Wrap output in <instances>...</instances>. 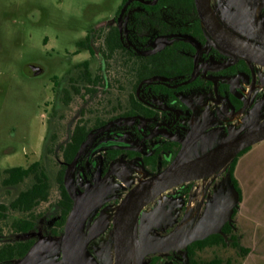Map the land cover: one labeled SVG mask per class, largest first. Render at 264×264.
I'll use <instances>...</instances> for the list:
<instances>
[{"label": "flooded vegetation", "instance_id": "obj_1", "mask_svg": "<svg viewBox=\"0 0 264 264\" xmlns=\"http://www.w3.org/2000/svg\"><path fill=\"white\" fill-rule=\"evenodd\" d=\"M148 7L153 11L148 24H145L143 14ZM207 7L218 26L230 39L264 55V0H209ZM127 14L130 15V22L126 26L124 21ZM137 16L138 21L135 20ZM101 25L103 28L98 27ZM98 26L93 28L91 33L87 32L84 39L76 43V48L82 49L89 56H96L101 63L102 73L104 67H109L105 61H110V58H123L119 69L124 83L121 86L119 83L118 87H125L129 83L131 93L127 94L124 101L122 100L120 114L126 119H139L152 125V131L157 132V136L160 137V144L147 156H141L134 151L122 152L126 165H99L100 172L95 177L93 171L82 172V177L76 178V188L72 192L65 184V168L71 165H65L62 183L69 200L68 209L63 210L59 203L61 200L57 185L59 170L55 178L56 218L49 225L40 227L36 225L33 211H28L25 219L28 224L33 223L32 227L27 225L22 232L10 229L13 236L21 237L20 240L0 242V255L8 246L22 244L26 248L23 257L3 258L0 264H19L32 246L40 241L51 245L48 251L54 250L57 264H65L62 244L64 230L72 213L75 240L77 239L81 245L84 256L87 255L82 258L88 263L73 258L70 250L72 262L115 264L113 220L117 209L131 189L171 164L184 146V140L178 141L174 137L187 139L184 152L200 145L199 139H204L206 134L213 135L212 131L216 129L229 131L230 126H236L237 129L227 133L223 139L229 136L238 137L248 131L244 123L259 113L260 107L264 105V100L257 102L255 100V92L261 88L264 97V67L254 62L250 63L219 45L202 25L196 11L195 0H120L112 20ZM125 26L134 42L139 40V36L152 31L154 36L151 42L154 39L161 40L162 48L157 52L144 54L127 49L122 35ZM112 30L118 31L122 47L119 51L103 49L104 38ZM140 40L143 44L147 39ZM98 41H101V51L94 47V43ZM83 42H88L89 49L80 46ZM77 55L79 54L75 53L73 56ZM129 55L131 61L136 63L137 71L149 61L152 74L136 83V78L129 75L132 73V66L126 64ZM84 63L87 62L79 65L83 69ZM42 72L43 69L36 64L25 67V73L29 77L38 76ZM130 95H134L136 99L135 109L130 103ZM252 107H256L255 110L251 109ZM247 108L251 109V113L248 112L246 115L244 110ZM238 116L243 119L239 123H234ZM261 123L253 129L259 127ZM240 129L242 132H237ZM102 146L110 147L107 152L108 162L121 158V149H113L116 144L110 142ZM116 154L118 155L114 156ZM202 154L204 153L193 152L192 156L185 155L186 161ZM238 156L213 177L205 192L198 198L196 196L193 199L192 194V184L195 182L188 181L186 183L189 185L184 187L181 195L175 194L174 189L177 187H174L146 204L139 211L129 242L123 249L125 262H128L129 243L132 244L135 264H175L176 255L181 253L186 257V264H204L202 256L224 247L226 243L232 246L234 243L237 244V237L233 233L234 218L238 211L237 205L243 201L245 189L243 184L238 182L234 172L232 177L230 167L231 165L236 167L238 158L241 157ZM128 175L131 176L133 184L122 192L124 178ZM28 179L32 178L26 180ZM30 185L31 183L27 188ZM81 194L87 195V198L78 206L76 197ZM218 216L221 218L217 221L216 227L210 228L202 238L187 243L201 225L211 224ZM179 218L187 219L180 227L190 222L193 224L184 235L183 243L176 246V231L180 230V227H176V219ZM101 241L104 243L103 249L98 245ZM55 243L57 246H54ZM94 247L97 248L96 251ZM244 251L240 250L242 256ZM45 252L27 264H41ZM100 254L104 261L98 260Z\"/></svg>", "mask_w": 264, "mask_h": 264}, {"label": "rangeland", "instance_id": "obj_2", "mask_svg": "<svg viewBox=\"0 0 264 264\" xmlns=\"http://www.w3.org/2000/svg\"><path fill=\"white\" fill-rule=\"evenodd\" d=\"M119 2L120 0H0V170L26 168L35 161L40 164L48 177L50 190L48 201L32 212L37 226L45 227L56 218L55 178L62 166V161L57 156L58 147L68 140L73 125L80 118V112L86 111L87 106L94 108V114H88L86 119L100 117L106 125L90 133L76 161L71 166H66L65 184L71 192L76 188V178L82 177V172L93 171L95 177L100 172L99 165H126L122 152L134 151L147 156L160 144V137L157 132L152 131V125L139 119H126L122 117L120 110H113L115 101L122 102L131 93L129 83L125 87H118L119 83L120 86L124 83L119 58L105 61L109 67L103 68V75L108 80L106 69L109 68L108 72L111 74V79L109 77L106 81L110 85L109 90L99 91L87 106L81 104L78 97H74L69 106L62 104L60 91L68 89L71 83H79L76 81L84 70L79 65L86 61L91 76L101 73L98 58L76 48V43L83 40L86 33H91L96 26L112 20ZM124 22L126 26L129 24V14ZM126 26L122 35L127 49L144 54L154 53L162 48L161 40L154 39L151 42L154 36L152 31L139 36L138 41H132ZM141 38L147 40L141 44ZM94 47L101 51V41L95 42ZM74 51L79 55L73 56ZM30 64L39 65L43 72L29 77L25 73V67ZM261 89L255 92L256 102L264 100ZM251 109L244 110L246 115L251 113ZM263 114L264 105L260 107L259 113L244 123L245 128L249 130L259 125ZM242 119L238 116L234 123H239ZM233 129L237 127L230 126V132L213 130V135H204V139H199L200 145L189 148L184 155L208 152L221 143L227 133L234 132ZM237 132H242V129ZM174 139L184 140L186 147L187 139ZM110 142L116 144L114 150L121 149V158L113 162L107 161L110 147L102 146ZM240 161L234 175L243 184L245 193L243 201L237 205L238 211L234 218L233 233L238 240L237 247L226 243L224 247L202 256L204 264H264V141L253 145L240 157ZM222 171L203 179L190 180L195 182L192 184L193 199L205 192L213 177ZM130 177L128 175L124 178L122 192L132 186ZM30 183L31 180L28 179L15 187H0V204L8 205ZM188 185L189 183H185L175 188V194L181 195V191ZM86 198L85 194L77 196V205H82ZM22 217L25 215L12 210L6 212V219L0 223V242L20 240L21 237L13 236L9 226L12 221ZM186 220L176 219V227H180ZM192 224L190 222L183 225L176 231V246L183 243L184 235ZM75 238L76 233L73 231L72 257L84 261L83 258L87 255L84 256L82 247ZM98 245L103 249L102 241ZM54 246H57L56 243ZM241 249L247 251L246 256L241 255ZM175 259V264H186L187 261L182 253L176 255ZM41 260V264H57L54 250L45 252ZM98 260L104 261L102 254Z\"/></svg>", "mask_w": 264, "mask_h": 264}, {"label": "water", "instance_id": "obj_3", "mask_svg": "<svg viewBox=\"0 0 264 264\" xmlns=\"http://www.w3.org/2000/svg\"><path fill=\"white\" fill-rule=\"evenodd\" d=\"M198 17L210 36L222 47L232 51L248 62H254L264 67V55L241 46L240 43L230 39L218 26L212 17L205 0H195ZM264 141V121L259 127L248 130L238 137L225 138L220 144L193 160L186 161L182 147L171 164L154 175L149 180L138 184L131 189L121 201L114 216V249L115 264H129L124 260L123 249L139 211L158 195L166 190L178 187L203 173H216L231 162L235 157L253 145ZM221 216L215 217L213 222L201 225L187 240V243L202 238L212 227H216ZM73 213L68 218L62 244V253L65 264H74L71 260L70 250L73 234ZM51 249L49 243L40 241L32 246L19 264L32 262L40 253Z\"/></svg>", "mask_w": 264, "mask_h": 264}, {"label": "trees", "instance_id": "obj_4", "mask_svg": "<svg viewBox=\"0 0 264 264\" xmlns=\"http://www.w3.org/2000/svg\"><path fill=\"white\" fill-rule=\"evenodd\" d=\"M152 11V8H146V13L143 14V22L145 24H148L149 16L151 15ZM135 20H139L138 16L135 18ZM80 46H85L88 48V42L80 43ZM102 46L103 49L106 48L111 52L113 50L119 51L120 49H122L119 41L118 31L112 30L110 34L104 38ZM126 59V64L132 66V73H130L129 75L136 78V83L149 77L152 74L151 64L149 61L137 71L136 63L134 61H131V56L129 55V57H127ZM110 60H113V58H110ZM121 60H123V58ZM84 68L85 69L80 75L79 80L76 81L79 83H71L68 89H63L62 91H60L62 104L64 106H69V104L74 100V97H78L82 102L81 104L87 106L91 103V101L94 100V97L99 91L105 92L109 90L110 85L106 81L109 80V77L111 79V74H109L108 69L106 71V74L108 76L107 80L102 72L95 76H91V74L87 70V63H84ZM129 100L132 107L135 109L137 102L134 95H130ZM114 104L115 107L113 108V110H120V100L115 101ZM93 109L94 108H90L87 106L86 111L80 112V118L73 125L68 140L58 147L57 156L62 160L63 165L58 174L57 185L59 188V194L61 195V200L59 201V203L63 207V210H67L69 204L68 196L62 183L65 165H72L74 163L80 153L83 144L86 142L93 130L99 128L100 126L106 125L105 121L100 119V117H94V119L92 120L86 119V116H89L88 114H94L92 112ZM247 151L248 149L240 153L238 157L242 156ZM117 155L118 154L114 156ZM234 167L235 165H231L230 167V174L232 175V177ZM29 177L32 178L29 188L19 192L8 205L0 204V223L4 219H6V212L8 210H12L25 215L28 211H33L40 204L46 203L48 201L50 190L49 180L45 172L40 168V164L38 162L31 164L27 168L14 167L0 170V187L18 186ZM33 218L34 217L32 216V220ZM27 225L32 227L33 223L28 224L25 217H22L18 220L12 221L9 227L14 232H22ZM18 246L19 245L16 244L14 246L10 245L5 248L3 250V254L0 255V260L3 258L23 257L26 248L22 244H20L19 247ZM234 246H237V244L234 243ZM242 254H244L245 256V254H247V251L245 250Z\"/></svg>", "mask_w": 264, "mask_h": 264}, {"label": "bare ground", "instance_id": "obj_5", "mask_svg": "<svg viewBox=\"0 0 264 264\" xmlns=\"http://www.w3.org/2000/svg\"><path fill=\"white\" fill-rule=\"evenodd\" d=\"M208 1L209 0H205L207 6H208ZM213 174L214 173H212V172H210V173H203V174H200V175L196 176L193 179H196V180L197 179H203V178H206V177L211 176ZM128 242H129V238H128L127 243ZM127 261H128L129 264H135V256H134L133 251H132V244L131 243H129L128 244V247H127Z\"/></svg>", "mask_w": 264, "mask_h": 264}, {"label": "crops", "instance_id": "obj_6", "mask_svg": "<svg viewBox=\"0 0 264 264\" xmlns=\"http://www.w3.org/2000/svg\"><path fill=\"white\" fill-rule=\"evenodd\" d=\"M240 164H241V161H240V158H239L238 161H237L236 167H237V165H240ZM236 167H235L234 173L236 171Z\"/></svg>", "mask_w": 264, "mask_h": 264}]
</instances>
